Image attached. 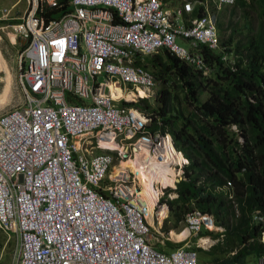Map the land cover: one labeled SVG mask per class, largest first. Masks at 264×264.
Listing matches in <instances>:
<instances>
[{"label": "built area", "instance_id": "2783aa9c", "mask_svg": "<svg viewBox=\"0 0 264 264\" xmlns=\"http://www.w3.org/2000/svg\"><path fill=\"white\" fill-rule=\"evenodd\" d=\"M59 2L26 0L12 24L25 39L16 71L23 100L0 112V229L16 237L15 264H197L190 239L168 253L153 246L163 242L152 230L164 235L166 197L185 178L189 158L131 102L155 96L156 78L138 60L162 47L209 72L197 46L219 47L213 16L186 24L163 0H69L71 10L45 21L44 6ZM11 7L1 6L0 18ZM128 158L139 169L120 165ZM140 162L143 173L155 163L173 179L153 183L151 210ZM184 220L194 234L216 227L199 210Z\"/></svg>", "mask_w": 264, "mask_h": 264}, {"label": "trees", "instance_id": "16d2710c", "mask_svg": "<svg viewBox=\"0 0 264 264\" xmlns=\"http://www.w3.org/2000/svg\"><path fill=\"white\" fill-rule=\"evenodd\" d=\"M201 8L197 6L192 14H200ZM236 8L243 9L246 30L229 17L223 28L226 34L217 24L219 48L197 46L208 73L166 47L147 54L145 62L138 60L154 74L158 88L152 104L144 100L137 105L159 116L161 127L170 131L189 158L187 179L176 186L178 195L166 198L171 224L165 223L164 228L178 226L185 213L195 208L210 212L225 227L222 238L208 249L196 247L207 254L203 264L245 262L264 254L260 240L264 225L250 219L253 209L264 207V0H235L230 16ZM70 9L69 0H60L58 6L44 7V18L59 17ZM250 10L257 14L255 28ZM237 33L242 36L237 38ZM228 178L236 206L223 190L215 189ZM204 233L218 236L207 229L198 234ZM179 244L167 240L169 246Z\"/></svg>", "mask_w": 264, "mask_h": 264}, {"label": "rangeland", "instance_id": "374dc122", "mask_svg": "<svg viewBox=\"0 0 264 264\" xmlns=\"http://www.w3.org/2000/svg\"><path fill=\"white\" fill-rule=\"evenodd\" d=\"M10 1L12 2L14 0H0V3L5 4V3H8ZM196 1L199 2V0H196ZM212 4H213L212 1H209V3H206L207 11L211 15L214 14ZM26 6H27L26 0H17L16 5L12 8V11H11L12 16H15V15L21 16L23 11L25 10ZM227 13H228V11H227ZM248 16L250 19V24L255 28L258 24V18H257L256 12L253 10H250V13ZM228 18H229V16H226L225 18H223L221 20V32L224 34L227 33V31L223 30V28H225V25H226ZM230 18L233 19L235 24H237L239 27H241V30H243V31L246 30L244 27L242 28V26H243L242 25V23H243V9L242 8H236L235 14L233 16H230ZM0 25H2L1 22H0ZM7 28H10V27L4 26V28H0V35ZM8 30L10 31V29H8ZM9 36L11 39H14V35L12 32L9 33ZM240 36H242V34H240V33L236 34L237 38H240ZM2 37H3V39H6L5 36H2ZM20 39H21V37H20ZM177 41L184 44L185 46H188L186 42H183L180 39H177ZM15 45L20 46L21 44L20 45L15 44ZM0 60L1 61L3 60L1 52H0ZM14 60H15V57H14ZM145 60H146V58L144 56L142 61L145 62ZM4 66H6V64H4ZM4 66L3 67L1 66L2 69L4 68ZM9 69H10V67H9ZM157 88H158V83L156 85V91H157ZM21 99H22V94H21V90L19 88V85L17 83L16 73H14V71L9 70L7 75H0V112L4 109L8 108L11 105L18 103L19 101H21ZM152 100L153 99H150L148 102H150L152 104L154 102ZM184 104L186 105L185 102H184ZM240 140H242V138H240ZM167 192H168V190H165V194ZM170 220L171 219H169V221L167 220L166 223L171 224ZM185 226H187V224H186L185 220H183L182 222L178 223V226H176V227L172 226L171 229L169 230V234L171 235L175 231L177 233L178 232L180 233V231L182 229L186 228ZM160 230H162V229L160 228ZM170 231H171V233H170ZM152 233H153V236H156V237H157V235H159L157 233V231H155V230H152ZM199 236L200 235H195L192 232H190L189 236H187L186 239L188 237H190L193 241L200 244L202 241L198 238ZM172 238H173L172 240H178L175 237H173V234H172ZM178 241H180V240H178ZM182 242H184V241L182 240ZM15 244H16V237L14 235H8L4 231H2V229H0V264H12L13 263V261L15 260V250H16ZM208 247H209V245H207V244H204L202 246V248H206V249ZM206 256H207V254L204 251V249H199L198 250V260H199L198 264H200V263L203 264ZM247 259H248V261H247L248 264H255L256 263V258L249 257Z\"/></svg>", "mask_w": 264, "mask_h": 264}, {"label": "clouds", "instance_id": "9594fccd", "mask_svg": "<svg viewBox=\"0 0 264 264\" xmlns=\"http://www.w3.org/2000/svg\"><path fill=\"white\" fill-rule=\"evenodd\" d=\"M185 1H190L191 3H192V7H191V9L190 10H186L185 8H184V2ZM209 1H212L213 2V10L215 11V9H218L219 8V6H221L222 4H234L235 3V0L233 1V2H231V3H221V4H218L216 1H214V0H199V2H197L196 0H180V3H179V5L177 6V7H175L173 10H169L168 8H166L165 6V8L167 9V10H169L172 14H176L175 16H176V21H178V22H182V23H188L189 22V19L190 18H193V17H201V16H204V15H207L209 12L207 11V6H206V3H209ZM16 3H17V0H16ZM69 4H70V2H69ZM199 5H201L202 6V8H201V13L200 14H197V15H193L192 14V12H193V10L194 9H196L197 8V6H199ZM1 7V6H0ZM27 7V6H26ZM26 7H25V10H26ZM44 7H53V6H44ZM70 7H72L71 6V4H70ZM11 9H12V7H11ZM44 9V8H43ZM72 9V8H71ZM70 9V10H71ZM24 10V11H25ZM178 10H179V12H178ZM24 11H23V13H24ZM10 12H11V10H10ZM10 12H9V14H10ZM43 12V11H42ZM184 12H187V16H185L184 17ZM23 13H22V15H23ZM8 14V15H9ZM7 15V16H8ZM21 15V16H22ZM21 16H19V18H18V20L17 21H15V22H8V23H3L5 26H7V25H10V27L13 29V27H12V24H15V23H18V22H20L21 21ZM212 16H213V18H214V24H215V26H216V32H217V35H218V43H219V47H220V35H219V30H218V25H217V19H215V12H214V14H212ZM43 17H44V14H43ZM60 17V16H59ZM2 18V17H1ZM54 18H57V17H54ZM49 19H51V18H49ZM48 19V20H49ZM44 20H45V18H44ZM47 20V21H48ZM46 21V20H45ZM18 33V32H17ZM20 36H21V38L23 39V43H22V45H21V48L24 46V44H25V39H24V37H22V35L20 34V33H18ZM178 39H180V38H178ZM180 40H182V39H180ZM183 42H186L185 40H182ZM187 43V42H186ZM219 47H217V48H219ZM21 48H20V50H21ZM213 49V48H212ZM19 50V51H20ZM154 53V52H153ZM232 53L234 54L233 55V57L232 58H234V56H235V50H232ZM18 54H19V52H18ZM152 54V53H151ZM226 56V55H225ZM17 64H18V60H17ZM17 79V78H16ZM156 85H157V80H156ZM156 85H155V88H156ZM21 94H22V92H21ZM155 96H156V94H155ZM155 96H152V98H150V99H153L152 101H154V98H155ZM149 98H142V99H140L139 101H137V102H131L133 105H136L137 107H139L138 105H137V103H142L144 100H147V101H149L150 100ZM22 100H23V96H22V99H21V101H19V102H22ZM140 108V107H139ZM140 109H142V108H140ZM144 112H146V113H148V114H150L151 115V117H152V121H151V123H150V127H151V129H156V128H162L161 127V124H162V121L160 120V118H159V116L157 115V114H153L152 112H149V111H146V110H144V109H142ZM3 111V110H2ZM233 127L234 128H236V125H233ZM163 129V128H162ZM163 130H166V129H163ZM170 132V131H169ZM173 138V137H172ZM174 141V140H173ZM176 145V144H175ZM177 146V145H176ZM178 147V146H177ZM179 148V147H178ZM180 149V148H179ZM180 150H182V149H180ZM182 152H183V150H182ZM184 153V152H183ZM187 166V165H186ZM186 166H185V169H186ZM183 179H187L186 178V172H185V178H183ZM182 180V179H181ZM178 183V182H177ZM168 186V185H167ZM176 186H177V184H176ZM231 186H232V181H231V179H226L225 180V183L222 185V186H215V189L216 190H219V189H221V190H223L226 194H227V197L228 198H230L231 199V201L233 202V204H234V206H236V203L234 202V200H233V191H232V189H231ZM170 189H172V187H169ZM173 191L175 192L174 193V195H173V197H176L177 195H178V193H177V191H176V188H173ZM168 197V196H167ZM166 197V198H167ZM173 197H171V198H173ZM263 209H264V207H260V208H255V209H253L252 211H251V213H250V219H251V222H257V223H261L262 225H264V222H262V221H260L259 219H258V214H260V213H262L263 212ZM192 210H199V209H197V208H195V209H192ZM169 211H170V209H169ZM191 211V210H190ZM200 211V210H199ZM189 212V211H188ZM202 212H207V211H202ZM236 212H237V209H236ZM187 213V212H186ZM186 213H185V215H186ZM207 213H209V214H211L210 212H207ZM212 215V217H213V220H214V216H213V214H211ZM185 219V216L182 218V220L180 221V222H182L183 220ZM169 221V214L167 215V217L165 218V220L163 221V224L161 225V229L162 230H160L161 232H163V236L159 233V232H157L159 235H157L160 239H162L163 240V242L161 243V242H154V244H153V246L156 248V249H159V250H163L164 252H166V253H168L169 251H171L172 249H175V248H177V247H179V246H181V245H186L185 243V241L187 240V239H190L191 241H193L190 237H188L187 239H186V237L187 236H189V234H190V232H191V230H189V228H187V226H185L186 228L185 229H182L180 232H182L183 230H186V234L183 236V237H181V238H179L178 240H180V241H178V240H172L173 238H172V234L170 235L169 234V230L171 229V227L170 228H168V229H165L164 228V224L166 223V221ZM171 221V220H170ZM179 222V223H180ZM214 225L216 226V227H213L212 229H208V228H206V227H203V226H201V228L198 230V232L195 234V235H200L198 238L202 241L200 244H197L195 241L193 242V243H190V245H191V247L192 248H194L196 251H197V264H198V250H197V248L196 247H201L202 248V246L204 245V244H207V245H209V247L214 243V242H216L219 238H222V236H223V231L225 230V227L223 226V225H219V224H217L216 222H215V220H214ZM220 226H222V228H224L223 230H220L218 227H220ZM201 229H207V230H209V231H212V232H215V233H218V236H214V235H212V234H210V233H204V234H198L199 233V231L201 230ZM154 230V229H153ZM172 231V230H171ZM171 231H170V233H171ZM264 231V228L261 230V234H262V232ZM193 233V232H192ZM194 234V233H193ZM261 234H260V240L261 241H264V239H261ZM174 237V236H173ZM207 237H209V239L207 238ZM186 239V240H185ZM167 240H170V241H172V242H180V244L179 245H177V246H169V245H167ZM182 240L184 241V242H182ZM195 240V239H194ZM208 247V248H209ZM207 248V249H208ZM204 249H206V248H204ZM261 255H263V254H261ZM258 256H256V257H253V258H257ZM248 260H246L245 262H247ZM16 263V257H15V260L13 261V263L12 264H15ZM248 263V262H247Z\"/></svg>", "mask_w": 264, "mask_h": 264}, {"label": "crops", "instance_id": "0c3cea01", "mask_svg": "<svg viewBox=\"0 0 264 264\" xmlns=\"http://www.w3.org/2000/svg\"><path fill=\"white\" fill-rule=\"evenodd\" d=\"M164 6L166 8H168L170 11L173 10L175 7H177L180 3V0H163ZM16 5V0L14 1H10L8 3L5 4H1L0 6H12V8ZM234 4H222L221 6H219L218 9H215V19H217V24H221V20L223 18H225L226 16L230 17V10L233 7ZM12 11V9H11ZM228 11V13H227ZM187 16V12H184V17ZM19 18L18 16H12L11 12L8 16L6 17H2L0 18V22L2 25H0V28H4V24L3 23H8V22H15L17 21ZM221 26V25H220ZM5 27H10V25H7ZM10 29V31L8 30ZM12 32L14 35V39H11L9 36V33ZM2 36H5L6 39H3ZM20 35L11 27L5 29V31H3V33L0 35V52L2 54V61L0 60V66H4V64H6V66H4V68L0 70V75H7L8 71H14V73H16L17 71V60H18V52L21 48V45L23 43V39H20ZM15 44H18L20 46H16ZM233 46V45H232ZM15 57V60H14ZM10 67V69H9ZM8 70V71H7ZM12 76V75H11ZM264 213V209L263 212Z\"/></svg>", "mask_w": 264, "mask_h": 264}, {"label": "bare ground", "instance_id": "6f19581e", "mask_svg": "<svg viewBox=\"0 0 264 264\" xmlns=\"http://www.w3.org/2000/svg\"><path fill=\"white\" fill-rule=\"evenodd\" d=\"M1 68L2 67L0 66V70H1ZM136 155L139 156L138 153H136ZM120 165L122 167L129 165L130 167H133L136 170L139 169L137 167V163H136L135 159H132V158H128V159H124L123 161H120ZM144 165L145 164L143 162H140L139 166H141V168H140V171L137 172V176L140 178V181H142L141 182L142 183L141 192L145 196L147 203L149 205V209L151 210L152 204H153V202L156 198V194H157V189L153 186V183L154 182H160L163 185H168V184H172L173 179H172L171 175L169 177L167 176L168 167H164V166L157 165L155 163H151L149 165V168H148V173H143L142 169H143ZM150 219H151V216H150ZM182 232L177 233L175 231L172 234L176 239H179L186 234V230H184Z\"/></svg>", "mask_w": 264, "mask_h": 264}]
</instances>
